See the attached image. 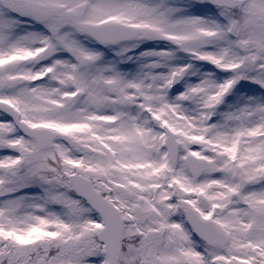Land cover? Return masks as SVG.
<instances>
[{"label":"snow or ice","instance_id":"6c2138e0","mask_svg":"<svg viewBox=\"0 0 264 264\" xmlns=\"http://www.w3.org/2000/svg\"><path fill=\"white\" fill-rule=\"evenodd\" d=\"M0 264H264V0H0Z\"/></svg>","mask_w":264,"mask_h":264}]
</instances>
